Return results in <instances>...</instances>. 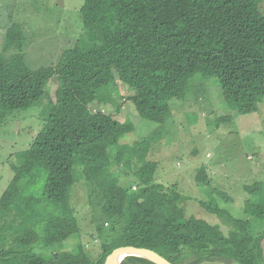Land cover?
I'll list each match as a JSON object with an SVG mask.
<instances>
[{
	"label": "trees",
	"instance_id": "trees-1",
	"mask_svg": "<svg viewBox=\"0 0 264 264\" xmlns=\"http://www.w3.org/2000/svg\"><path fill=\"white\" fill-rule=\"evenodd\" d=\"M258 1L83 0V33L55 65L37 69L25 62L28 38L12 24L0 58V126L16 111L47 107L29 148L12 156L14 176L0 197V264H104L117 246L149 249L172 264H264V230L252 229L264 223L259 199L244 201L245 220L198 202L227 222V234L218 224L187 216V197L176 185L165 188L154 179L157 163L148 159L153 133L124 144L127 132L115 118L121 104L116 114L93 112L82 93L87 85L112 99L122 76L140 115L151 119L168 112L173 99L183 101L195 77L215 79L239 116L246 109L237 78L242 74L253 104L248 109L258 110L264 105V14ZM48 82L57 83L51 98ZM231 121L224 115L217 124ZM122 166L134 168L131 182L119 180ZM196 174L197 181L207 176L203 167ZM77 180L86 190L95 257L80 240L70 201ZM261 191L253 186L250 193L255 198ZM121 264L153 263L128 256Z\"/></svg>",
	"mask_w": 264,
	"mask_h": 264
},
{
	"label": "rangeland",
	"instance_id": "rangeland-1",
	"mask_svg": "<svg viewBox=\"0 0 264 264\" xmlns=\"http://www.w3.org/2000/svg\"><path fill=\"white\" fill-rule=\"evenodd\" d=\"M82 2L0 0V58L4 55L7 33L16 23L30 42L25 51L27 65L31 69L55 65L61 51L74 44L83 33L78 12ZM258 7L264 14V0L258 1ZM123 78H117V89L112 99L104 91L92 92L87 85L83 86L82 93L93 112L116 114V103L121 104L115 118L118 119L119 129L127 132L121 137L124 144H133L153 133L148 159L157 163L154 179L165 188L176 185L187 197L188 201L182 208L187 216L218 224L227 234V222L206 213L198 205L199 201L212 202L241 220L249 218L244 212V201L247 199H259L264 209V192H257L255 198L250 193L253 186L264 189V105L258 110L248 109L253 104L244 75L237 74L240 91L246 100L242 115L234 116L225 104L215 79L195 77L183 101L173 99L168 112L156 114L151 119L140 115L138 100L133 97V90L127 87ZM49 82L51 98L57 83ZM46 107L38 104L24 111H16L0 126V197L14 176L16 159L12 156L29 148L42 127ZM224 115H232L233 121L217 124ZM120 162L125 164L122 157ZM200 167L205 169L207 176L202 175L197 181L196 173ZM120 170L119 180L131 182L127 176L134 168L122 166ZM70 201L79 221L80 240L95 257L99 252L98 243L91 238L94 227L82 182L76 181ZM253 226L254 233L264 230V223ZM71 239L65 241L63 246L68 247Z\"/></svg>",
	"mask_w": 264,
	"mask_h": 264
},
{
	"label": "water",
	"instance_id": "water-1",
	"mask_svg": "<svg viewBox=\"0 0 264 264\" xmlns=\"http://www.w3.org/2000/svg\"><path fill=\"white\" fill-rule=\"evenodd\" d=\"M128 256L137 257L153 264H172L156 252L138 248L135 246H117L114 247L106 256L104 264H121L124 258Z\"/></svg>",
	"mask_w": 264,
	"mask_h": 264
}]
</instances>
